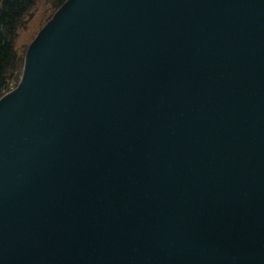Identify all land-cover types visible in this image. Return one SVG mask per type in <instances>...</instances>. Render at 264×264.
I'll list each match as a JSON object with an SVG mask.
<instances>
[{
    "label": "water",
    "instance_id": "95a60500",
    "mask_svg": "<svg viewBox=\"0 0 264 264\" xmlns=\"http://www.w3.org/2000/svg\"><path fill=\"white\" fill-rule=\"evenodd\" d=\"M0 264H264V0H66L0 98Z\"/></svg>",
    "mask_w": 264,
    "mask_h": 264
},
{
    "label": "trees",
    "instance_id": "16d2710c",
    "mask_svg": "<svg viewBox=\"0 0 264 264\" xmlns=\"http://www.w3.org/2000/svg\"><path fill=\"white\" fill-rule=\"evenodd\" d=\"M66 0H0V98L10 91V84L20 82L28 47L17 41L20 32L42 13L43 26ZM29 46V45H28Z\"/></svg>",
    "mask_w": 264,
    "mask_h": 264
},
{
    "label": "rangeland",
    "instance_id": "374dc122",
    "mask_svg": "<svg viewBox=\"0 0 264 264\" xmlns=\"http://www.w3.org/2000/svg\"><path fill=\"white\" fill-rule=\"evenodd\" d=\"M40 10L37 12L35 18L28 24L27 27H25L19 35L17 44L18 46H20L21 48H23L24 46L29 47L28 45L31 44L32 40L34 39V37L39 33V31L44 27L43 26V20H41L42 18V13H40ZM45 25V24H44ZM12 90L16 87V80H13L9 86Z\"/></svg>",
    "mask_w": 264,
    "mask_h": 264
}]
</instances>
